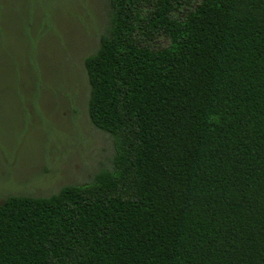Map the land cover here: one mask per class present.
<instances>
[{
	"label": "trees",
	"instance_id": "obj_1",
	"mask_svg": "<svg viewBox=\"0 0 264 264\" xmlns=\"http://www.w3.org/2000/svg\"><path fill=\"white\" fill-rule=\"evenodd\" d=\"M109 5L83 67L112 169L6 197L0 264H264V0Z\"/></svg>",
	"mask_w": 264,
	"mask_h": 264
},
{
	"label": "rangeland",
	"instance_id": "obj_2",
	"mask_svg": "<svg viewBox=\"0 0 264 264\" xmlns=\"http://www.w3.org/2000/svg\"><path fill=\"white\" fill-rule=\"evenodd\" d=\"M109 17V0H0V204L112 169V138L88 119L83 67Z\"/></svg>",
	"mask_w": 264,
	"mask_h": 264
}]
</instances>
